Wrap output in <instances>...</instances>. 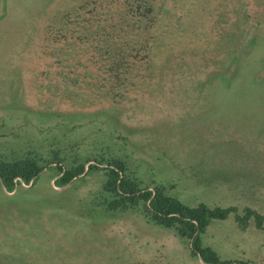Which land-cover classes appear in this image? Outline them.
<instances>
[{
  "label": "rangeland",
  "instance_id": "rangeland-1",
  "mask_svg": "<svg viewBox=\"0 0 264 264\" xmlns=\"http://www.w3.org/2000/svg\"><path fill=\"white\" fill-rule=\"evenodd\" d=\"M25 158L43 171L0 184V264H204L138 208L106 210L105 160L190 207L264 216V0H0V160ZM201 241L264 264L252 220Z\"/></svg>",
  "mask_w": 264,
  "mask_h": 264
},
{
  "label": "trees",
  "instance_id": "trees-1",
  "mask_svg": "<svg viewBox=\"0 0 264 264\" xmlns=\"http://www.w3.org/2000/svg\"><path fill=\"white\" fill-rule=\"evenodd\" d=\"M87 163L77 162L68 168L58 167L59 176L55 185H68L84 173ZM96 163L101 164L103 160H96ZM105 164L106 180L102 192L106 195V210L115 212L138 208L148 223L162 229H172L179 238L188 241L191 254L198 256L204 264H244L223 261L210 247L202 245L201 236L212 221H223L233 215L240 230H245L252 220L257 230L264 231V216L250 208H244L242 213H239L233 206L209 207L199 203L190 207L167 195L163 187H155L153 190L141 189L138 182L127 174V168L121 160H105ZM88 169L99 168L89 165ZM42 171L43 166L34 158L10 162L0 160V184L7 192H12L19 181L29 184L35 181Z\"/></svg>",
  "mask_w": 264,
  "mask_h": 264
}]
</instances>
